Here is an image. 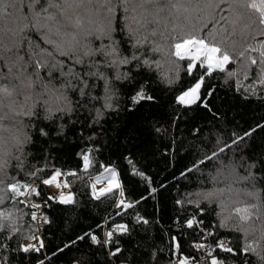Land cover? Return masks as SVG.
I'll return each mask as SVG.
<instances>
[{
  "label": "snow or ice",
  "instance_id": "snow-or-ice-1",
  "mask_svg": "<svg viewBox=\"0 0 264 264\" xmlns=\"http://www.w3.org/2000/svg\"><path fill=\"white\" fill-rule=\"evenodd\" d=\"M162 69L158 82L169 86L179 83L183 71L185 84L175 89L178 106L208 108L216 89L206 80L223 75L227 83L241 74L250 80L241 85L243 91L252 96L259 91L264 103V0H0V264H54V257L86 239L108 247L107 255L120 264L124 250L113 237L129 234L130 228L109 223L111 217L104 221L107 231L97 225L103 235L90 230L47 251L51 221L40 210L52 203L77 202L71 191H64L70 182L63 178L76 173L63 172L46 156L42 165L26 166L29 146L34 133L48 138L49 129L61 136L69 124L103 127L105 113L117 110L114 101L121 88L128 90L129 111L155 103L149 81L141 78ZM257 130L264 131V124L233 133L230 143L217 138L215 144H204L195 159L188 153L191 163L180 172L184 179L195 173L203 176V169L217 161L223 166L201 180L202 186L206 181L211 187L175 198L180 231L167 242L168 264H250L249 254L257 257L256 264H264V177H257L251 165H240V175L237 165L223 164L221 157ZM87 139L91 145L81 152L85 170L91 154L100 150L94 134ZM124 159L129 175L154 183L131 157ZM96 164L103 173L90 184L91 196L110 199L115 216L149 223L137 205L167 185L132 199L115 165ZM102 181L106 186L97 190ZM24 204L30 209L27 225L21 223L25 213L18 207ZM188 230L192 240L185 245ZM146 255L152 264L151 254Z\"/></svg>",
  "mask_w": 264,
  "mask_h": 264
},
{
  "label": "trees",
  "instance_id": "trees-1",
  "mask_svg": "<svg viewBox=\"0 0 264 264\" xmlns=\"http://www.w3.org/2000/svg\"><path fill=\"white\" fill-rule=\"evenodd\" d=\"M156 58L159 59V55ZM166 67L165 65V69ZM231 67L234 68L235 65ZM163 70L143 75L141 78L149 81V90L156 97L155 103H148L142 107L138 105L129 111L126 101L128 90L121 88L119 99L114 101L117 110L105 113L103 127L94 125L89 128L83 126L81 122L75 126L69 124L61 136L55 135L53 129H49L48 138L33 134L34 143L29 146L31 154L26 166L42 165L46 156L63 172L76 173L75 177L65 176V179L70 182V189L77 202L74 205L52 203L50 208L40 210L51 221L46 229L49 253L90 230L101 234L97 225L102 228L105 219L111 217L109 223H127L130 228L129 234L119 235L118 240L117 237L114 239L124 250L120 263L133 264L135 260L138 264H148L149 256L146 254L150 253L152 264H155L157 259L160 264H168L167 242L180 231L176 222L175 198L182 193L199 191L204 186L211 187L206 181L202 186L201 180L209 173L214 174L217 167L223 166L217 161L216 166L210 164L208 168L203 169V176L195 173L184 179L180 172L191 163L188 153H192V159H195L204 144H215L217 138L221 142L230 143L233 133H242L257 123L264 124V103H261V94L258 91L256 96H252L250 92L243 91L241 85L246 86L250 80H243L242 74L239 78L228 79L227 83L225 82L227 78L223 75L218 79L206 80L207 86L216 89L208 98V108L199 104L184 108L174 103V96L178 94L175 89L184 85L186 81L183 71L179 83L169 86L158 82L157 77ZM260 87L257 85V89ZM201 96H204L203 90ZM155 128H160L161 132H156ZM93 134L95 141L99 142L96 147L100 150L91 154L90 168L84 171L81 152L91 145L87 137ZM126 156L131 157L137 168L154 183L145 184L141 178L129 175L130 166L124 159ZM221 157L223 164L237 165L240 175H243L240 165H251L252 172L257 177H264V164H261V161H264V131L257 130L251 138L241 142L239 146L233 145L231 150H226ZM96 160L102 161L105 165H115L120 172L119 179L126 189V194H131L132 199H139L141 195L148 196L146 189L157 187L161 183L167 185V188L159 191L155 198L149 197L137 205L138 214L149 223H137L132 216H125L123 219L115 216L110 199L105 200L102 197L101 200H96L91 196V182L88 177L103 172L102 168H98ZM17 178L23 179L22 176ZM85 181L88 182L87 185ZM242 186L243 182L237 185ZM40 199L36 198V202ZM18 207L25 213L21 223L27 225L30 209L25 205ZM214 207L220 211L219 205ZM230 210L231 208L225 210L223 214L227 215ZM207 219L215 223L213 217ZM188 231L189 234L184 237L185 245L192 240L190 230ZM239 235L242 237V234ZM251 239L249 237V242ZM107 252L106 248L92 245L86 239L72 249H66L53 260L54 264H77L78 261H86L88 264H108L111 261L112 264H116L115 257H110ZM93 253L95 255H92ZM248 260L250 264H256L257 257L249 254Z\"/></svg>",
  "mask_w": 264,
  "mask_h": 264
},
{
  "label": "built area",
  "instance_id": "built-area-1",
  "mask_svg": "<svg viewBox=\"0 0 264 264\" xmlns=\"http://www.w3.org/2000/svg\"><path fill=\"white\" fill-rule=\"evenodd\" d=\"M90 168V167H89ZM89 168L87 169V170H89ZM82 169L84 170V171H87V170H85L84 168H83V165H82ZM104 175H106V173H104ZM64 179H65V177H63ZM90 182H93V181H90ZM100 187V186H99ZM45 188H47V186H45ZM67 191H71V189H66ZM97 190H99V188L97 187ZM72 192V191H71ZM73 193V192H72ZM22 199V198H21ZM25 206H28L27 204H24ZM113 211H116L115 209H114V207H113ZM40 214V212L38 211V215ZM36 223V222H35ZM102 228H104V230L105 231H107V228H106V226H105V224L103 223V225H102ZM100 235H103V233L101 232V234ZM119 235H121L120 233H115L114 234V237H113V239H115L116 237H118ZM107 250H109V248L108 247H105ZM120 264H128V263H120Z\"/></svg>",
  "mask_w": 264,
  "mask_h": 264
},
{
  "label": "rangeland",
  "instance_id": "rangeland-1",
  "mask_svg": "<svg viewBox=\"0 0 264 264\" xmlns=\"http://www.w3.org/2000/svg\"><path fill=\"white\" fill-rule=\"evenodd\" d=\"M102 173H103V172H102ZM102 173H101V174H102ZM101 174H99V175H101ZM106 175H107V174H106ZM96 176H97V175H96ZM94 177H95V176H93V180H92L93 182H94ZM91 183H92V182H91ZM99 186H100V187H99ZM105 186H106V181H102L100 184L97 185V187H98L99 189L102 188V187H105ZM66 192H67V191H66Z\"/></svg>",
  "mask_w": 264,
  "mask_h": 264
}]
</instances>
